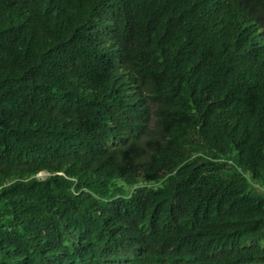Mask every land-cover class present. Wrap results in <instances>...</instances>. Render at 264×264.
I'll list each match as a JSON object with an SVG mask.
<instances>
[{"label": "trees", "instance_id": "1", "mask_svg": "<svg viewBox=\"0 0 264 264\" xmlns=\"http://www.w3.org/2000/svg\"><path fill=\"white\" fill-rule=\"evenodd\" d=\"M0 264H264V0H0Z\"/></svg>", "mask_w": 264, "mask_h": 264}, {"label": "rangeland", "instance_id": "2", "mask_svg": "<svg viewBox=\"0 0 264 264\" xmlns=\"http://www.w3.org/2000/svg\"><path fill=\"white\" fill-rule=\"evenodd\" d=\"M38 175L41 176V175H43V174L39 173Z\"/></svg>", "mask_w": 264, "mask_h": 264}]
</instances>
